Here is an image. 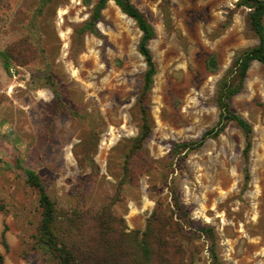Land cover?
<instances>
[{
  "label": "rangeland",
  "instance_id": "1",
  "mask_svg": "<svg viewBox=\"0 0 264 264\" xmlns=\"http://www.w3.org/2000/svg\"><path fill=\"white\" fill-rule=\"evenodd\" d=\"M97 2L0 0L4 264H60L37 244L41 209L26 170L40 178L60 226L77 213L86 235L90 219L106 214L116 230L141 236L157 211L180 225L183 264H264L262 66L250 63L230 100L252 130L247 161L234 123L199 149L176 148L216 126L220 84L258 44L250 10L239 0H130L154 30L156 74L143 103L150 131L138 147L141 33L113 2L91 32Z\"/></svg>",
  "mask_w": 264,
  "mask_h": 264
},
{
  "label": "trees",
  "instance_id": "2",
  "mask_svg": "<svg viewBox=\"0 0 264 264\" xmlns=\"http://www.w3.org/2000/svg\"><path fill=\"white\" fill-rule=\"evenodd\" d=\"M108 2H113L122 14L134 21L141 33L138 52L143 57L147 69L143 76L142 91L138 100L141 105L142 126L135 139V145L140 147L150 131L143 103L152 88L153 77L156 74L153 58L148 49V43L154 38V30L130 0H98L88 23L91 32L94 31V25L99 21L101 11ZM239 5L250 10L249 25L258 39V44L238 58L231 75L220 84L216 97V106L219 111L216 126L206 132L199 141L182 144L176 148L199 149L207 139L217 138L229 123H234L243 133L245 140L243 157L245 161L248 159L252 147V130L248 123L231 110L230 100L241 91L251 62H258L264 74V1L239 0ZM22 173L26 184L36 189L39 196L41 220L37 230V244L44 247L60 264H183L181 256L183 252L178 239V231L181 228L172 216L163 217L159 212H154L147 222L145 231L139 236L136 232L125 233L120 227L116 230L111 216L102 214L90 219L93 232L90 231L84 235L79 230L78 223L81 221L79 214L74 213L72 216L64 217L63 224L60 226L61 216L57 215L55 204L46 194L40 178L30 170ZM248 179L246 170V182ZM173 199L176 208L182 211L175 194ZM202 232L211 233L209 230H202ZM5 233L6 227L1 233V243L7 250ZM212 257L216 259L213 253ZM0 264H4L2 255H0Z\"/></svg>",
  "mask_w": 264,
  "mask_h": 264
}]
</instances>
